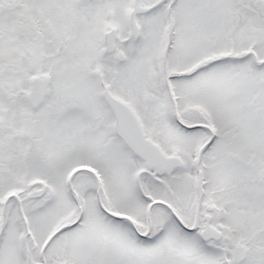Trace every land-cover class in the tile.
Listing matches in <instances>:
<instances>
[{"label":"snow or ice","instance_id":"1","mask_svg":"<svg viewBox=\"0 0 264 264\" xmlns=\"http://www.w3.org/2000/svg\"><path fill=\"white\" fill-rule=\"evenodd\" d=\"M0 264H264V0H0Z\"/></svg>","mask_w":264,"mask_h":264}]
</instances>
